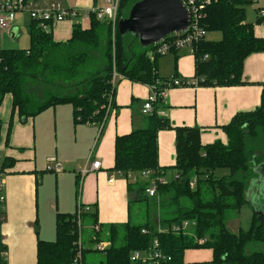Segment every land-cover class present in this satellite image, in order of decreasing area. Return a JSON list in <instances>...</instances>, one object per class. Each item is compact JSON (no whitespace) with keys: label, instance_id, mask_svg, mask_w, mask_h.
<instances>
[{"label":"trees","instance_id":"16d2710c","mask_svg":"<svg viewBox=\"0 0 264 264\" xmlns=\"http://www.w3.org/2000/svg\"><path fill=\"white\" fill-rule=\"evenodd\" d=\"M126 1L120 0L118 21L127 17L124 13ZM254 2L211 0V4L204 8L203 25L209 33L219 32L222 37L218 41L206 39L197 46L193 79L200 81V87L243 85L246 59L253 54L264 53V38H258L255 25L247 22L246 6ZM104 28L108 29L107 40L99 51L106 65L102 69L87 70L91 53L101 46L100 32ZM29 35L31 44L28 50L0 51V108L5 97L11 95L12 115L17 114L22 120L50 107L72 104L76 122L101 124L108 105H113L114 73L147 86L169 79L158 76L156 59L159 57H150L151 48H141L133 36H121L118 29L116 61H113L115 40H112L110 25L105 21L92 18L87 29L75 24L72 38L65 44L55 43L36 22L31 23ZM83 72L86 74L84 78ZM81 86L83 88L79 89ZM29 91L42 94L44 99L36 100ZM62 91L64 94L60 95ZM162 104L160 100L154 105L145 128L116 138L113 171L125 176L151 171L153 179L163 176L165 171L159 164L158 135L162 131H174L176 160L172 169L176 175L172 181L160 184L158 192L162 203L174 204L176 209L167 212L173 215L171 218L160 216L158 225L166 228L173 223L191 221L195 223V229L190 234L159 232L158 225L150 219L142 224H135L130 219L126 224L103 227L98 223L94 206V211L92 209L82 216L83 222L88 223L86 229L91 233L86 235L88 247L83 249L77 264H145L132 262L131 256L134 252L149 251L155 239L159 242L157 251L171 258L161 264H185V253L199 249L213 252L212 261L203 264H264V252L247 253L251 244H264V215L255 211L249 229L237 234L229 232L226 227L231 213L238 214L249 205L246 190L254 178L253 169L264 163L259 158L252 161L253 156L247 151V141L255 140L260 134L264 136V96L259 108L238 114L224 127L228 135L226 145L221 142L202 145L200 128L174 126L167 118L158 115ZM2 126L0 120V134ZM218 169L227 170L229 174L218 179L215 177ZM194 178L197 185L192 189ZM133 185L136 184L129 181L128 186ZM145 187L138 190L141 197L145 194ZM141 197L134 202L149 198ZM185 201L189 206H183ZM134 202L130 203V214ZM96 225L101 226L100 233L93 231ZM143 230L148 234L144 235ZM56 231V241L38 242L37 264H76V259H79L77 215L59 214ZM202 240H205L204 244H200ZM102 242L109 243V246L98 252L94 247ZM91 252L103 253L105 259L87 262L86 254ZM0 264L6 263L0 258Z\"/></svg>","mask_w":264,"mask_h":264},{"label":"crops","instance_id":"0c3cea01","mask_svg":"<svg viewBox=\"0 0 264 264\" xmlns=\"http://www.w3.org/2000/svg\"><path fill=\"white\" fill-rule=\"evenodd\" d=\"M29 1L41 4L59 2L65 8H77L80 13L107 4V0ZM260 10H264V7L258 8L257 18L247 22L255 25L254 31L258 38H264V20L260 18ZM31 23V19L26 23L27 40L25 31L15 28L14 24L10 30L0 33V49L9 48L16 42L18 44L14 48L22 46V50H28ZM75 24L87 29L91 22L82 18L66 21L56 24L46 33L52 36L55 43L65 44L71 40ZM165 57L156 59L160 78L167 79L175 75L187 80L194 78V56L181 51ZM117 79L112 109L106 115L102 129L96 123L76 122L72 104L50 107L34 117L22 120L17 114L12 115L11 95L5 97L0 108L3 124L0 134V172L5 181L6 197V211L0 224V253L5 257L0 255V258L6 264H37L38 242L56 241L58 215H74L80 204L90 206V212L92 209L94 211L95 206L98 223L103 227L126 224L132 219L130 203L141 197L138 190L150 181L141 174H136L140 177H134L135 174L125 176L113 171L115 141L117 137L146 127L150 114L143 113V106L151 90L150 86L131 82L122 75ZM243 81L244 84L239 86L170 89L158 115L167 118L174 126L200 128L204 146L216 142L226 145L228 135L224 127L238 114L252 112L262 105L264 53H256L246 59ZM12 117L13 127L7 140ZM158 148L159 164L165 171L163 177L167 183L165 175L168 170L173 171L176 160L175 132H160ZM50 160L62 164L64 173L56 175L47 172L48 165H54L49 163ZM95 161L101 163L100 170L80 180L79 169L86 165L90 167ZM110 180L113 182L110 183ZM258 180H250L246 195L253 214L256 211L263 215L264 198L260 194L261 182ZM129 181L136 185L129 187ZM143 196L146 197L142 194L141 198ZM189 251L185 253V264H203L213 259L210 249L195 250V253Z\"/></svg>","mask_w":264,"mask_h":264},{"label":"built area","instance_id":"2783aa9c","mask_svg":"<svg viewBox=\"0 0 264 264\" xmlns=\"http://www.w3.org/2000/svg\"><path fill=\"white\" fill-rule=\"evenodd\" d=\"M257 2V0H254ZM185 6L187 7L190 14V24L186 32L172 34L166 37L159 43L151 46L149 55L152 59L157 57H163L171 54H176L181 51L187 52L191 56H195L197 52V46L204 40L208 38V30L203 25V10L206 6L211 4V0H183ZM120 8V0H107V4L101 8H90L80 13L77 8H65L59 2H49V3H33L29 0H0V33L10 30L12 24L14 23V17L17 13H27L29 14L32 22H36L38 26L45 32L50 31V29L56 24L63 23L66 21H74L82 18L86 21L91 22L92 18L97 21H105L110 25L112 34L115 33L118 28V14ZM260 18L264 20V10L259 11ZM115 40V37L113 38ZM116 72V71H115ZM118 74L114 73L113 86L115 88L117 84ZM198 88L200 87V81L197 79L187 80L180 77H171L167 81H158L156 85L150 86L151 95L145 102L143 106L144 114H151L154 110V105L159 102L165 101L170 89L174 88ZM112 105L109 104L107 107L106 115L111 111ZM106 118V117H105ZM102 129L103 123L99 124ZM49 163H54V165L49 164L47 167V172L55 173L56 175H61L64 173V168L62 164L56 163L55 160H50ZM101 168V163L95 161L90 167L87 165L84 168H80L78 173L80 180L84 179L88 174L99 171ZM144 179H148L150 183L145 187V195L151 199H158L159 192L158 187L160 184H165L166 180L163 176L153 179L154 173L151 171H145L141 173ZM113 180H110L112 183ZM197 185V179L191 183V188H195ZM5 188V181L3 174L0 172V223L4 219V213L6 211V197L3 195ZM91 210L90 206H84L80 204L77 210V225H78V240L76 242V247L79 254V259H76L75 263L81 260V253L85 248V240L83 237V218L85 213H89ZM195 223L191 221H183L180 223H173L166 228L158 227L159 232L173 231L177 233L190 234L192 230L187 229L189 227H194ZM95 233H100L101 226L96 225L93 227ZM144 235L148 234V231L143 230ZM205 240L200 241V244H204ZM109 246V243L102 242L95 245L94 249L98 252L104 251ZM159 248V242L155 239L152 242L151 249L144 253L134 252L131 256V261L134 263H145V264H161L166 261H170L171 258L165 256L161 252L157 251ZM3 254V253H2ZM1 254V255H2ZM5 257V255H2Z\"/></svg>","mask_w":264,"mask_h":264},{"label":"rangeland","instance_id":"374dc122","mask_svg":"<svg viewBox=\"0 0 264 264\" xmlns=\"http://www.w3.org/2000/svg\"><path fill=\"white\" fill-rule=\"evenodd\" d=\"M138 1H140V0H127L126 1V3H125L126 7H125V12H124L126 16H128L132 6ZM259 7H264V0H260L259 4L257 2H254V3H251V4L246 6L247 20H249V19L254 20L255 18H257V10ZM30 19L31 18L29 16V14H27V13H17L14 17V23H13L14 27L18 28L20 31H22V30L25 31L26 40H27V29H26L27 24L26 23ZM83 26H86V24L83 23ZM100 33H101V38H102L101 46L97 49L98 51L91 53V61L89 62L88 66L86 68L87 70L90 68H94L95 70L102 69L106 65L105 60L103 61L101 59V53L99 50L103 49L105 46V41L107 40L108 29L104 28V30L101 31ZM219 34H220L219 32H211V33H209L207 40L218 41V39L220 40L222 37V36H219ZM114 37H115V41L113 43L115 45V48L113 50V54H114L113 61H116L117 44H115V43H116V37H117V30L115 33L113 32L112 40ZM16 44H18V43L15 42V44L10 46L9 48H1V49H3V50H20V49L22 50V49H24V48H22V46L20 48H14L16 46ZM25 47H27V46H25ZM87 48L91 49L89 47H87ZM167 58H169V57H167ZM162 59H166V57L164 56V57H162ZM114 68L116 69L115 64H114ZM87 70H85V71H87ZM85 75H86L85 72H83L82 78L86 77ZM47 88H49V86H47ZM80 88H83V86L79 87V89ZM28 93L32 94L35 97V99L38 101H42L44 99L42 94H38L35 91H29ZM63 94H64L63 91L60 92V95H63ZM247 151L252 154V156H253L252 161L254 159H255V161H257V158H259L261 160V162L262 161L264 162V136H263V134H260V136H258L255 140L247 141ZM253 165H255V164H253ZM258 169H259V166H256L253 169L254 179L255 178H257V179L262 178L263 174H259ZM228 174H229V171H227V170L224 171V170L218 169L215 172V177L220 179V178L225 177ZM135 176L140 177V175H136V174L134 175V177ZM174 176H175L174 172L172 170H168L167 175H165V178L168 180V182H170V181H172ZM142 181L143 180L141 179V182ZM3 195H4V191H3ZM183 203H184L183 206H189L186 201ZM173 209H176L174 204L169 205L167 202L162 203V197L160 195H159L158 199L148 198V199L141 201V202H134V203H132L133 223L142 224L145 221H147L148 219L152 220L154 222V224L155 223L156 224L161 223L160 216H162L163 218H171L173 215H168L167 212L169 210H173ZM252 214H253V212H252V209L249 205H246L243 209H241V212H239L238 214L231 213L229 215L227 222H226V227L229 230V232L237 234L241 230H244V231L248 230L250 227V224H251ZM87 224H88L87 222L86 223L83 222V237H84L85 245H86L85 248L88 247V245L86 244V235L91 233L89 229H86L87 227L85 225H87ZM194 229H195V226L189 227L187 229V231L188 230H194ZM190 233H192V232H190ZM258 251L264 252V244H257V243L251 244L247 248L248 254L253 253V252H258ZM189 252L195 253V250H191ZM205 252H207V251H205ZM104 259H105V255L103 253L91 252V253L86 254V261L90 262V263L100 262V261H103Z\"/></svg>","mask_w":264,"mask_h":264},{"label":"water","instance_id":"95a60500","mask_svg":"<svg viewBox=\"0 0 264 264\" xmlns=\"http://www.w3.org/2000/svg\"><path fill=\"white\" fill-rule=\"evenodd\" d=\"M189 24L190 14L183 0H140L119 21L117 29L121 36H133L141 48L147 49L169 35L186 32ZM258 173L263 174L258 181L264 198V163Z\"/></svg>","mask_w":264,"mask_h":264}]
</instances>
